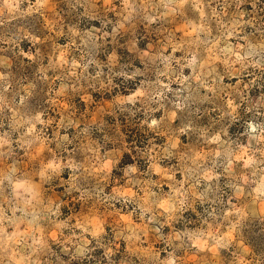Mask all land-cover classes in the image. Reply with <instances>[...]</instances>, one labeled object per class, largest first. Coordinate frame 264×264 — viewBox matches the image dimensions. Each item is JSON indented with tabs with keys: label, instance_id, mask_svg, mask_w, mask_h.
I'll use <instances>...</instances> for the list:
<instances>
[{
	"label": "rangeland",
	"instance_id": "obj_1",
	"mask_svg": "<svg viewBox=\"0 0 264 264\" xmlns=\"http://www.w3.org/2000/svg\"><path fill=\"white\" fill-rule=\"evenodd\" d=\"M0 264H264V0H0Z\"/></svg>",
	"mask_w": 264,
	"mask_h": 264
}]
</instances>
